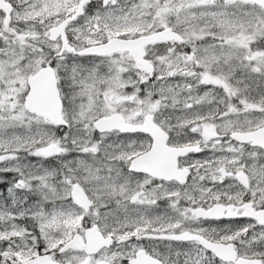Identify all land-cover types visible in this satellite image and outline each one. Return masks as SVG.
Returning <instances> with one entry per match:
<instances>
[{
    "label": "snow or ice",
    "instance_id": "obj_1",
    "mask_svg": "<svg viewBox=\"0 0 264 264\" xmlns=\"http://www.w3.org/2000/svg\"><path fill=\"white\" fill-rule=\"evenodd\" d=\"M0 264H264V0H0Z\"/></svg>",
    "mask_w": 264,
    "mask_h": 264
},
{
    "label": "flooded vegetation",
    "instance_id": "obj_2",
    "mask_svg": "<svg viewBox=\"0 0 264 264\" xmlns=\"http://www.w3.org/2000/svg\"><path fill=\"white\" fill-rule=\"evenodd\" d=\"M4 189L0 188V191H3Z\"/></svg>",
    "mask_w": 264,
    "mask_h": 264
}]
</instances>
